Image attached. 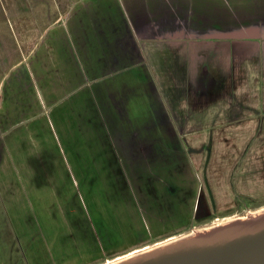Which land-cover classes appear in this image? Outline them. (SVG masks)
I'll use <instances>...</instances> for the list:
<instances>
[{"label":"crops","instance_id":"0c3cea01","mask_svg":"<svg viewBox=\"0 0 264 264\" xmlns=\"http://www.w3.org/2000/svg\"><path fill=\"white\" fill-rule=\"evenodd\" d=\"M234 127L264 143V0H0V185L13 208L53 201L102 248L126 217L140 241L144 222L170 232L209 215L203 188L229 183L222 165L202 167L203 129Z\"/></svg>","mask_w":264,"mask_h":264},{"label":"rangeland","instance_id":"374dc122","mask_svg":"<svg viewBox=\"0 0 264 264\" xmlns=\"http://www.w3.org/2000/svg\"><path fill=\"white\" fill-rule=\"evenodd\" d=\"M198 130L200 129H187L188 135H195ZM246 130L244 127L203 129L206 133L204 149L207 150L208 156L201 159L202 167L206 170L211 165H222V170L229 175L227 179L229 183L219 194L220 197L216 192L209 191L210 195L212 194L210 197L209 192L206 193L203 188L208 216L204 214V217L199 219L192 214V219L187 225L155 236L152 235L148 223L144 222L149 237L141 241L139 239L144 235L141 222L126 217L127 221L122 224L123 237H110L108 247H99L100 244L93 240L88 229L83 227L78 231L76 227L79 225L68 224L64 219L66 207L59 208L55 202H44L39 198L36 204L32 202L31 205V200L30 205L21 201L18 207L13 208L6 196V189L0 185V264H80L79 260L82 258L84 259L82 264H109L134 251L159 245L167 239H177L193 231H199L196 229L215 227L222 221L228 222L262 210L264 143H248L245 137ZM261 134H264V129L259 133ZM198 151L200 152L199 149ZM189 152L195 153L192 149ZM191 156L186 155L184 160L187 169H192L194 163ZM190 171L186 170V173L189 174ZM127 178L130 181L132 176ZM162 178L168 177L163 175ZM39 192H43L41 195L44 196L50 195L48 191L41 189ZM112 194L108 192L109 196ZM212 201L217 206L211 207ZM77 213L84 217L83 207H77ZM114 226L119 225L115 223ZM178 234L181 235L174 236ZM76 239L85 240L90 247L79 250ZM83 251L87 252L86 256H81ZM89 251L92 253L91 258Z\"/></svg>","mask_w":264,"mask_h":264},{"label":"bare ground","instance_id":"6f19581e","mask_svg":"<svg viewBox=\"0 0 264 264\" xmlns=\"http://www.w3.org/2000/svg\"><path fill=\"white\" fill-rule=\"evenodd\" d=\"M261 209L262 210H256L255 212L252 211L253 213H248L246 216L230 221L227 220L228 222L225 221L223 223L222 221L220 225L215 227L203 228L201 230L196 229L199 231H193L177 239H167V241L159 245L146 247L140 251H134L109 264H155L160 261L169 260L190 249H194L198 241H202L205 247L219 248L224 242L236 237L238 233H240V230L246 225H248L249 233L263 229L264 208Z\"/></svg>","mask_w":264,"mask_h":264},{"label":"water","instance_id":"95a60500","mask_svg":"<svg viewBox=\"0 0 264 264\" xmlns=\"http://www.w3.org/2000/svg\"><path fill=\"white\" fill-rule=\"evenodd\" d=\"M155 264H264V228L248 232V225L219 248L198 241L194 249Z\"/></svg>","mask_w":264,"mask_h":264},{"label":"flooded vegetation","instance_id":"af4514ba","mask_svg":"<svg viewBox=\"0 0 264 264\" xmlns=\"http://www.w3.org/2000/svg\"><path fill=\"white\" fill-rule=\"evenodd\" d=\"M191 230H192V229H191ZM191 230H190V231H191ZM188 232H189V231H188ZM185 233H186V232H185ZM182 234H184V233H182ZM179 235H181V234H178V235H174V236H179Z\"/></svg>","mask_w":264,"mask_h":264}]
</instances>
